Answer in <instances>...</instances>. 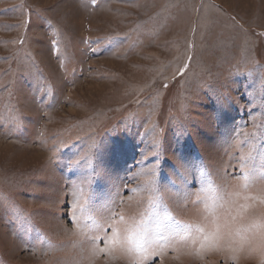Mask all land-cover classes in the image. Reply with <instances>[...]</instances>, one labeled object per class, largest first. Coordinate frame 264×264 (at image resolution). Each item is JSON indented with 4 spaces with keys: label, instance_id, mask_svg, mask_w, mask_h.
<instances>
[{
    "label": "rangeland",
    "instance_id": "rangeland-1",
    "mask_svg": "<svg viewBox=\"0 0 264 264\" xmlns=\"http://www.w3.org/2000/svg\"><path fill=\"white\" fill-rule=\"evenodd\" d=\"M250 146L259 169L264 0H0V264H129L119 252L85 259L74 185L96 207L119 192L126 220L152 185L161 214L209 232L197 194L211 179L258 215L264 205L243 196L261 182L245 191L237 178ZM201 242L152 264H261L247 246Z\"/></svg>",
    "mask_w": 264,
    "mask_h": 264
},
{
    "label": "snow or ice",
    "instance_id": "snow-or-ice-1",
    "mask_svg": "<svg viewBox=\"0 0 264 264\" xmlns=\"http://www.w3.org/2000/svg\"><path fill=\"white\" fill-rule=\"evenodd\" d=\"M184 67L187 68V63ZM120 150L119 145H113L111 148L114 155ZM253 150L254 148L250 146L249 155L240 157L242 175L237 178L245 182L242 185L245 191L260 181L262 187L258 194L245 195L243 199L264 205V158L261 159L259 169L255 165L250 167L249 162L255 159L251 155ZM201 175H206L203 169ZM148 190L150 195L146 211L138 218L126 220L122 211H117L123 203L119 192L114 198L96 207L84 188L74 185L69 218L73 228L85 237L89 245L85 259L92 262L101 254L115 258L114 254L119 252L128 258L129 264H152L155 257L163 258L167 249L175 242L184 241L192 236L194 242L195 239L202 238L201 248L205 246L218 248L221 240H227L230 245L238 244V247L230 248L233 252L244 251L247 246L250 252L261 254V264H264V211L257 215L255 204H238L239 192L228 193L226 189H218L211 179L207 180L197 194L198 201L204 205V211L213 218L214 230L206 232L200 224L181 223L175 220L166 208L161 214L159 209L162 201L159 190L152 185ZM132 191L136 193L140 190ZM2 199L0 197V200ZM221 210L224 211L223 217L218 214ZM249 218H251L249 223H242ZM233 237H239V240L236 241Z\"/></svg>",
    "mask_w": 264,
    "mask_h": 264
}]
</instances>
